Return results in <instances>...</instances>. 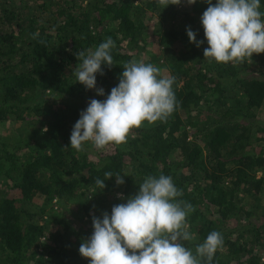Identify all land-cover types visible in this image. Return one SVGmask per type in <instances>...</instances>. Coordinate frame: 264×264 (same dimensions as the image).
Masks as SVG:
<instances>
[{"label":"trees","instance_id":"1","mask_svg":"<svg viewBox=\"0 0 264 264\" xmlns=\"http://www.w3.org/2000/svg\"><path fill=\"white\" fill-rule=\"evenodd\" d=\"M207 7L203 0L165 8L157 0H0V123L27 130L0 131V264H89L79 247L94 230L92 215L111 214L160 174L194 208L186 218L194 239L183 242L194 255L218 231L224 244L212 264H264V53L235 66L204 58ZM188 26L204 40L200 47ZM108 37L114 65L97 74L100 96L77 82L76 53ZM129 61L176 77L175 111L133 129L126 144L87 142L92 152L76 151L70 135L80 112L90 99H106ZM106 172L125 183L113 176L100 189L95 180Z\"/></svg>","mask_w":264,"mask_h":264},{"label":"clouds","instance_id":"2","mask_svg":"<svg viewBox=\"0 0 264 264\" xmlns=\"http://www.w3.org/2000/svg\"><path fill=\"white\" fill-rule=\"evenodd\" d=\"M157 2L165 8L170 4L180 5L182 0ZM203 2L208 7L200 20L209 45L204 48V58L235 66L251 59L254 53H264V12L260 11V0ZM186 3L192 5L197 0ZM186 31L190 42L197 47L204 43L197 40V33L190 26ZM115 47V41L108 37L87 55L84 51L76 53L82 61L75 71L77 82L104 96L105 90L97 87L96 77L104 75L102 65L109 68L114 65L111 52ZM175 81V76H163L150 63L126 62L118 85L106 99H90L86 109L80 112L71 131L70 146L83 152L87 142L97 149L122 145L128 142L131 131L141 128L145 121L166 122L177 107ZM104 176L95 180L102 190L106 187L104 181L113 176L117 185L125 183L121 173L106 172ZM181 195L171 176H147L126 203L113 205L111 214L105 211L102 218L92 215L94 230L80 244V255L89 258V264H201V260L212 264L217 250L223 249V236L218 231L210 232L196 246L195 255L186 248L183 242L194 239L186 221L194 208L178 200ZM120 197L123 199V194Z\"/></svg>","mask_w":264,"mask_h":264},{"label":"rangeland","instance_id":"3","mask_svg":"<svg viewBox=\"0 0 264 264\" xmlns=\"http://www.w3.org/2000/svg\"><path fill=\"white\" fill-rule=\"evenodd\" d=\"M155 19H157L156 17H155ZM261 117H263L264 116V111L263 112H261V115H260ZM5 131L6 132V130L7 131H9V132H12V130H16V131H18L19 133H22V134H27L26 132H27V130L23 127V125L21 124V123H19V122H14L13 120H7V121H5V122H1L0 123V131ZM95 147V146H94ZM84 148H85V150L87 151V152H90L91 150H92V147H90L89 145H88V143H86L85 145H84ZM92 152V151H91ZM174 155H176V153H174ZM264 200V199H263Z\"/></svg>","mask_w":264,"mask_h":264}]
</instances>
